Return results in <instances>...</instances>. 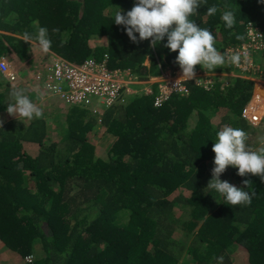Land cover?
<instances>
[{
	"label": "trees",
	"instance_id": "trees-1",
	"mask_svg": "<svg viewBox=\"0 0 264 264\" xmlns=\"http://www.w3.org/2000/svg\"><path fill=\"white\" fill-rule=\"evenodd\" d=\"M136 2L0 0V58L14 66L27 61L36 48L23 42V33L47 27L51 53L71 64L107 56L108 68L129 70L138 80L159 76L178 65V51L164 46L167 38L153 48L151 39L139 41L137 33L139 42L133 43L125 28L114 24L117 7L126 15ZM212 5L219 11L208 16ZM225 10L235 14L232 29L221 19ZM190 19L208 28L223 52L245 41L236 35L245 37L248 22L264 37V0H206ZM64 33L67 43L61 46ZM96 37L106 38L105 47L90 46ZM263 60L264 52L256 62ZM261 68L264 79V64ZM2 81L0 75V112L8 106ZM183 84L185 91L171 94L159 108L153 107V84V95L102 109L106 159L96 157L89 143L94 116L77 106L60 124L62 147L48 142L44 118L0 127L2 249L19 256L21 264H218L221 256L223 264H241L239 250L248 264H264V182L251 174L240 177L231 166L230 177L221 175L237 187L252 182L256 195L250 205H228L206 189L212 179L208 170L215 167L216 133L230 125L246 131L248 141L254 134L242 116L254 84L234 79L230 86L206 91L194 79ZM258 93L264 95L257 84ZM256 101L255 96L252 105ZM178 232L192 237L189 244L175 237Z\"/></svg>",
	"mask_w": 264,
	"mask_h": 264
},
{
	"label": "clouds",
	"instance_id": "clouds-1",
	"mask_svg": "<svg viewBox=\"0 0 264 264\" xmlns=\"http://www.w3.org/2000/svg\"><path fill=\"white\" fill-rule=\"evenodd\" d=\"M205 2L206 0H137L132 9L128 11L126 15L122 14V9L117 7L118 11L114 14V24L123 26L126 30L127 36L133 43L151 39V47L153 48H155L166 37L167 43L164 46L170 50V52L178 51L175 60V63L178 65H174L172 70L164 69L163 71L170 70L174 72L175 70H181L182 76L180 80L189 81L194 79L196 84L205 87L203 88L204 91L208 89L213 90L216 85L220 87L230 86L234 83V79L252 81L254 84V92L250 101L243 109L242 116L246 119L254 133L257 128H260L264 135V130L261 128L262 124H264V114L254 123L249 121L245 116L246 111L252 108L251 102L255 96H257L256 102L259 101L260 105L264 102V97L261 94L258 93L255 95L256 85L258 83L264 84L262 82L264 79L260 77L262 71L261 67L264 64V60L262 63L256 62V58L261 56L264 52L263 33L257 25L248 22L245 26V37L240 34L236 35L237 40L245 39V41L235 47H225L223 52L218 51L215 47V36L212 32L208 28L200 27L196 22L190 19L193 15L198 13L202 3ZM218 11L219 6L212 5L207 7L206 14L208 16H213ZM221 19L223 20L225 27L228 29H232L236 24L235 14L231 10L223 11ZM249 23V30L254 31L252 28L253 26L261 35L260 40L262 47L256 51H251L250 58L252 60L253 68L245 70L242 69V67H238L241 64L240 52H233L228 49H238L247 43V25ZM53 32L58 33L59 29H53ZM137 33L139 41L135 35ZM63 35L65 39L62 40L61 46L67 43L68 34L64 33ZM22 40L42 52L44 57H46L44 60L55 55L51 53L52 40L49 37L47 27H39L36 29L35 33L24 32ZM226 50L228 51L225 52ZM33 56L29 60L33 61ZM42 62L44 61L41 60L37 62L36 60L38 65ZM87 63L92 64L93 60L89 59ZM38 65L30 64L27 69V79L25 78L24 85H27L28 88L33 89L35 92L42 93L44 97L54 95L62 102L58 95L51 94L44 88L43 81L45 78H42L40 82L34 80V75L37 74L38 71ZM197 65H199L201 69L195 70ZM225 65L228 70H220V68ZM11 66L17 71V78L15 81L17 83L20 70L13 65ZM31 70L32 72H30ZM199 72H204V75L199 76ZM158 77L159 76L150 78L155 79ZM146 80L148 81L149 79L140 81ZM4 81L8 83L9 86H11V84H16L15 82L9 83L5 79ZM229 81H231L230 85H228ZM262 87L264 88V85ZM56 88L58 89L59 85H57ZM62 88L64 87L62 86ZM133 88L138 90V88L141 87L133 86ZM155 93L157 97L158 94L157 92ZM151 94L153 95L154 91H152ZM135 95L140 97L150 94H144L143 91H139L136 94L127 97H135ZM10 96L12 101L8 103L6 108V112L9 116L16 118L21 117L28 120L34 118L40 119L43 117V109L39 106L38 101H33L23 88L14 89L10 92ZM124 99L125 97L123 100ZM120 102H117L116 104H119ZM100 106L103 108H109L104 107L96 100H92L90 105H79L77 107L86 110L93 115L95 119L102 113L100 112V109H102ZM153 107L159 108V106L156 107L154 105V102ZM2 125L3 121H0V127H2ZM216 137V142H214L212 147V152L215 154V167L212 170V179L208 182L206 189L215 190L218 194L224 197L228 205H250L253 197L256 195L255 190L250 188V185L252 184L250 180L246 179L243 181L244 187H237L228 181H222L220 177L226 169L231 166L238 169L237 175L240 177H245L246 175L251 174L260 177L261 181L264 182V147L258 149L250 148L247 144L248 133L239 127H232L230 125H224L216 133ZM245 188H247L248 191H245ZM26 259L31 261L33 257L29 256ZM223 260V256L219 257L218 264H223Z\"/></svg>",
	"mask_w": 264,
	"mask_h": 264
},
{
	"label": "built area",
	"instance_id": "built-area-1",
	"mask_svg": "<svg viewBox=\"0 0 264 264\" xmlns=\"http://www.w3.org/2000/svg\"><path fill=\"white\" fill-rule=\"evenodd\" d=\"M249 25L250 23L247 25V43L238 49H228L240 52L241 64L238 67L245 70L253 68L250 58L251 51L262 47L261 35L253 26L254 31H250ZM106 59L107 56H104L100 62L93 60V63L89 64L87 60L75 65L52 55L38 65L34 80L40 82L42 78H45L44 88L51 94L58 95L67 106L90 105L92 100H96L104 107H110L123 101L124 97L134 95L139 91H143L144 94L152 93L151 85L155 84L152 83L153 81H138L137 77L133 76L129 70L109 69ZM177 73H181V75H177ZM0 75L9 83L15 82L17 78V71L5 57L0 58ZM181 76V70L174 72L166 70L156 78L158 86V95L154 101L156 107L160 106L171 94L185 91L183 84L185 80H180ZM157 80H159L158 83ZM134 84L142 87L137 90L133 88ZM57 85H59L58 89Z\"/></svg>",
	"mask_w": 264,
	"mask_h": 264
},
{
	"label": "rangeland",
	"instance_id": "rangeland-1",
	"mask_svg": "<svg viewBox=\"0 0 264 264\" xmlns=\"http://www.w3.org/2000/svg\"><path fill=\"white\" fill-rule=\"evenodd\" d=\"M90 46L91 47H94V46H105L106 45V38L105 37H102V38H93L92 40H90ZM34 60L36 59L37 62L39 61H45L43 58H44V54L42 52H40L38 49H35L34 51ZM41 55V56H40ZM13 58V57H11ZM50 61V60H49ZM8 62L10 63V61L8 60ZM21 64V63H20ZM145 65H147V61L146 63H144ZM19 65V62L17 63V65H15V68ZM25 64H23V67H24ZM228 65V64H227ZM226 66V65H225ZM16 70V69H15ZM32 72V70L30 71ZM177 75H181V73H177ZM199 76H203L204 75V72H199L198 74ZM135 76V75H133ZM149 82L150 81H153L152 83H155V86H156V91H158V86L156 84V78L155 80L151 79V78H148ZM260 80V79H259ZM140 81V80H138ZM159 80H157V83H158ZM264 83V81H262ZM231 84V81L228 82V85ZM12 85V84H11ZM258 85L264 90V88L262 87L264 84H260L258 83ZM133 86H140L142 87L141 85H136L134 84ZM13 88V86H12ZM264 97V95H262ZM135 97H137L135 95ZM257 97V96H256ZM128 97H125V99H127ZM59 102V100H58ZM254 104L252 105V108H250L249 110L246 111V114L245 116L247 117V119L251 122H257V119L259 117H261V115L264 114V102L262 105H260L259 101L256 102L254 108H253ZM95 108V107H94ZM100 108L104 109L102 106H100ZM99 108V109H100ZM62 109V107H61ZM102 109H100V112H102ZM58 114L57 115H54V117H52V114H48V112H46V120L48 121V125H49V141L50 143H55L56 145H58L59 147H62L63 144L60 142V139H61V131L62 129H60V124L61 123V119L59 116H61L62 118H66V111L64 112H57ZM56 116V117H55ZM51 118L56 120L54 122L51 121ZM101 117L98 116L95 118V121L97 123V125L95 126V129L93 130V132H90L88 134V138H89V143L92 144L93 146L96 147V151H95V155L96 157L98 158H101V159H106V154H105V143H106V140H103V136L105 134L106 136V131L103 129V126L102 124H100V119ZM19 119V118H18ZM195 121V116H193L191 118V123ZM56 122L57 125L56 126V129H53V125L54 123ZM215 123V122H214ZM262 130H264V124H262L261 126ZM250 135V133H249ZM107 138L109 139V137L107 136ZM107 139V140H108ZM248 146L250 148H253V149H258L260 147H263L264 146V135H263V132L261 131L260 128H257V130L255 131V133L252 135L249 136V141L247 142ZM211 174H212V170H208ZM229 167L226 169V171L223 173L225 174L223 178L221 179H225V178H228L230 177V174H229ZM229 174V175H227ZM178 239L186 242V244L188 242L191 241L192 237L188 234H183L181 232H178L176 234V236ZM189 244V243H188ZM237 257H238V260L239 263L241 264H248L247 260H246V255H245V251L243 250H239L237 253H236ZM242 261V262H241ZM21 259L19 256H17L16 254L14 253H11V252H6L4 251V249H2V247L0 246V264H21Z\"/></svg>",
	"mask_w": 264,
	"mask_h": 264
},
{
	"label": "crops",
	"instance_id": "crops-1",
	"mask_svg": "<svg viewBox=\"0 0 264 264\" xmlns=\"http://www.w3.org/2000/svg\"><path fill=\"white\" fill-rule=\"evenodd\" d=\"M33 55H34V52H32V56ZM23 64H25L24 67H23ZM30 64H32V61L29 59L27 61H24V62H21V61L19 62L17 69H19L20 71H19V78L17 80V83L15 82L16 84L9 86L8 83H6L5 81H2L3 84H2L1 90L5 91V93H7V95H8V98L6 97L5 102H7V104H8L9 102L12 101V98L10 96L11 91H13L14 89H17V88H23L26 91V94L33 101H38L39 106L42 107V109H43V117L42 118H44L45 120H46V112H48V114L51 113L52 117H54V115H57L58 114L57 112L66 111V113H67V111L71 107L64 105L56 96L52 95L50 97L49 96L44 97L42 93L40 94L39 92H35L33 89L28 88L27 85H24V80H25V78L27 79V75H26L27 71H28L27 69L30 66ZM12 86H13V88H12ZM58 100H59V102H58ZM61 107H62V109H61ZM59 117L61 119V123H63L65 121V117L64 118H62L61 116H59ZM0 121H3V125L9 121L15 122L16 124L18 123V124L24 125L28 121V119L21 118V117L16 118L13 116H9L8 113L6 112V109H5L2 112H0ZM51 121L54 122L56 120L51 118ZM95 151H96V147H95Z\"/></svg>",
	"mask_w": 264,
	"mask_h": 264
}]
</instances>
